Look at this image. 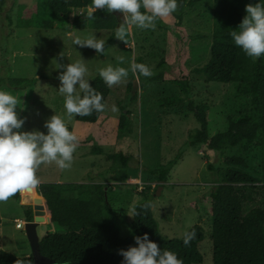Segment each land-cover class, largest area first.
Segmentation results:
<instances>
[{
	"label": "rangeland",
	"instance_id": "1",
	"mask_svg": "<svg viewBox=\"0 0 264 264\" xmlns=\"http://www.w3.org/2000/svg\"><path fill=\"white\" fill-rule=\"evenodd\" d=\"M217 2L218 0H204L185 11L184 27L189 34L199 38L190 45L191 59L188 69L192 72L194 86L190 97H185L177 86L166 82L150 83L147 89L141 90L137 74L129 71L128 77L122 83L112 86L114 91L102 118L98 123L92 124L79 122L76 115L69 116L66 113L64 97L58 91V75L63 69L57 68V64L66 65L84 59L83 63L88 69L85 79L90 80L89 83L99 75V69L109 65L128 68L130 62H136L140 57L150 69H155L169 48L166 31L157 24L155 28L148 29L126 25L124 35L117 38L105 57H102L94 49L73 45L66 35L69 31L19 29L18 4L32 7L37 0H17V6H13L12 10L8 6L6 11L13 23L11 29H6V18L1 11L0 0V77L8 75L13 79L36 80L30 88L25 114H22L23 104L18 101L17 112L26 117L22 130H40L46 133L44 122L57 114L79 140L71 167L61 170L54 163L41 165L36 173L40 182L36 188L25 190L23 203L32 206L42 204L40 184L102 183L109 188L110 199L119 213L121 238L125 239L134 237V207L143 201V194L147 193L151 197L152 210L160 233L165 238L182 239L184 233L194 226H203L206 236L200 244V251L204 256L203 264H214L213 220L209 213L210 204L205 203L202 196L209 194L215 185L223 181V177L218 179L210 166L217 170H226V159L239 157L245 160L249 167L247 171L258 178L260 183L242 190L244 213L248 214L257 208L264 209V146L260 145V141L245 142L224 154L214 152L206 145H188L190 134L200 127L188 110L190 101L212 106L209 127L211 137L226 132L231 118H238L251 110V98L240 95L236 84L209 83L204 75L197 73L198 69L204 68L211 60ZM83 12L75 10L70 18L80 16ZM163 20L167 24L176 22L172 15ZM73 32L81 38L95 33L105 42L112 34V31L92 29ZM118 57L124 58L123 64ZM132 80L139 91L135 102L131 101L133 93L128 89ZM4 90L19 96V92ZM77 91L79 92L78 88ZM172 96H182L185 101L173 108L162 109L158 106L161 99ZM113 106L116 111L112 110ZM128 111L131 113L128 129L121 131V118ZM96 147L103 148L105 154L95 155L93 150ZM118 151L125 155H138V158L140 155L139 161H136L139 167L130 166L125 170L120 163L110 160L108 156ZM181 154L170 172L168 183L161 185L156 177L149 174V170H160ZM119 171H125L130 178L126 182L116 183L113 178ZM9 200L11 213L5 218L3 230L8 236L25 240V229L17 228L18 221L28 223L25 209L16 199L10 197ZM46 225L48 221L41 224ZM52 226L51 231H58L55 225ZM46 231L41 227L39 235Z\"/></svg>",
	"mask_w": 264,
	"mask_h": 264
},
{
	"label": "trees",
	"instance_id": "2",
	"mask_svg": "<svg viewBox=\"0 0 264 264\" xmlns=\"http://www.w3.org/2000/svg\"><path fill=\"white\" fill-rule=\"evenodd\" d=\"M203 1L178 0V8L172 14L176 21L174 24L157 19L155 23L167 33L169 48L157 67L151 69L154 73L152 76L144 77L137 74L141 90L147 89L150 83L166 82L177 86L185 97H190L194 92L192 72L189 71L188 64L191 59L190 45L199 38L189 34L183 22L186 9L193 8ZM257 2L258 0H218L211 60L204 68L197 70V73L204 75L209 83L236 84L240 95L251 98V110L238 118H231L226 132L211 137L209 127L212 106L190 101L188 110L200 126L190 134L188 141L190 146L206 145L220 154L245 142L260 141V145L264 146V55L258 59L248 57L234 44L229 35L245 16L246 5H254ZM16 3L17 0H2L1 11L6 18L4 25L6 29H11L13 23L6 8L11 6L12 10L13 6H17ZM90 5L91 0H37L32 7L18 4L17 27L46 31L59 29L65 32L88 29L112 31L104 44V52L100 54L105 57L117 39V28L123 23L118 17L120 11L114 10L109 13L107 10L98 9L89 19ZM75 10L84 12L71 19L70 14ZM136 63L145 64L141 57ZM35 82L34 79H13L4 75L0 77V89L19 92L17 98L23 104L22 114H25L30 88ZM134 82L130 81L128 87L133 93L132 102H135L139 95ZM90 84L102 94V102L106 109L114 91L113 87H108L99 75ZM184 101L182 96H172L161 99L158 106L162 109L173 108ZM104 111H94L89 116L76 115V119L79 122L95 124L100 121ZM130 115L128 111L122 116L119 126L121 131L128 129ZM93 153L103 155L105 151L96 147ZM181 156L182 154L168 165L162 166L160 170H149V174L156 177L161 185L168 183L170 172ZM108 157L116 164L120 163L125 170L130 166L139 167L137 162L140 155L138 158V155H125L118 151ZM224 164L226 170H217L210 166V170L217 174L218 179L223 177V181L215 185L209 194L202 196V200L210 204L209 213L213 220L214 264H264V209L257 208L245 214L241 201L242 190L246 187L253 188L260 182L247 171L248 164L242 158L232 157L226 159ZM129 178L125 171H119L113 180L122 183ZM39 190L41 202L45 203L51 222L61 229L58 233H47L41 240L42 255L52 260L54 264H121L123 257L119 251L135 246L134 237L143 236L145 233L162 250L175 252L183 264L204 262V256L200 251V244L206 237L203 226L199 224L189 230L194 232L195 236L188 246L184 245L183 238L174 240L165 238L160 233L152 210L151 197L147 193L143 194V201L134 207L132 222L134 237L124 239L121 238L119 213L112 204L107 185L44 183L39 185ZM25 195L26 191H20L13 197L22 203L27 221L33 222L35 206L23 203ZM194 205L198 208L197 204ZM0 264H35V260L33 256L17 257L10 252L2 251Z\"/></svg>",
	"mask_w": 264,
	"mask_h": 264
},
{
	"label": "clouds",
	"instance_id": "3",
	"mask_svg": "<svg viewBox=\"0 0 264 264\" xmlns=\"http://www.w3.org/2000/svg\"><path fill=\"white\" fill-rule=\"evenodd\" d=\"M177 8L178 0H91L88 18L91 19L98 9L109 13L120 11L124 23L117 28L116 37L121 38L125 25L140 29L155 28L157 19L171 16ZM245 13L238 27L231 30L229 35L248 57L258 59L264 55V0L246 5ZM66 35L73 45L94 49L97 54L104 52L105 41L95 33L85 38L75 32ZM117 59L121 64L124 63L123 57ZM83 60L66 65L57 64V68L63 69L58 75V91L64 97V108L69 116H89L94 111L102 112L105 109L102 94L93 88L90 80L85 79L88 69ZM129 71L144 77L154 74L147 65L132 61L128 68L111 65L101 68L99 76L108 87H112L122 83ZM17 107L18 98L0 89V202L7 201L17 192L36 188L40 182L36 173L41 165L54 163L61 170L70 168L79 144L75 132L69 130L57 114L44 122L46 133L22 130L26 117L18 114ZM112 110L116 111L115 106ZM194 236V232H185L184 245L188 246ZM134 240L135 246L119 251L123 257L121 264H183L175 252L162 250L149 239L147 233L135 236Z\"/></svg>",
	"mask_w": 264,
	"mask_h": 264
},
{
	"label": "crops",
	"instance_id": "4",
	"mask_svg": "<svg viewBox=\"0 0 264 264\" xmlns=\"http://www.w3.org/2000/svg\"><path fill=\"white\" fill-rule=\"evenodd\" d=\"M11 198L14 199L13 196H11ZM7 201L0 202V253L2 251H7V252L14 254L17 257H31L33 256V253H32V249H31V246H30V243L27 237L25 238V240L11 237L6 234L5 230H3V223L5 221V218L7 217L8 214L11 213V210H10L11 201L9 199ZM16 220H20V219H16ZM52 225H55L58 228V231H51L53 227ZM41 227L47 230L43 235H40L41 240L47 233H58L61 230L57 224L48 222V225L46 226L40 225V227L38 228V233Z\"/></svg>",
	"mask_w": 264,
	"mask_h": 264
},
{
	"label": "water",
	"instance_id": "5",
	"mask_svg": "<svg viewBox=\"0 0 264 264\" xmlns=\"http://www.w3.org/2000/svg\"><path fill=\"white\" fill-rule=\"evenodd\" d=\"M118 17L124 23L123 13L119 12ZM34 221L26 223L25 232L29 240L35 264H54V262L41 252V237L38 233V228L43 222H51L50 215L48 214L45 203L39 204L34 208Z\"/></svg>",
	"mask_w": 264,
	"mask_h": 264
},
{
	"label": "built area",
	"instance_id": "6",
	"mask_svg": "<svg viewBox=\"0 0 264 264\" xmlns=\"http://www.w3.org/2000/svg\"><path fill=\"white\" fill-rule=\"evenodd\" d=\"M26 223H22L21 221L17 222V228L20 230L25 229Z\"/></svg>",
	"mask_w": 264,
	"mask_h": 264
}]
</instances>
